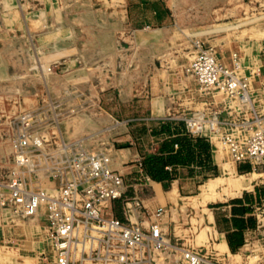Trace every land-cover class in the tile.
<instances>
[{
  "label": "rangeland",
  "instance_id": "rangeland-1",
  "mask_svg": "<svg viewBox=\"0 0 264 264\" xmlns=\"http://www.w3.org/2000/svg\"><path fill=\"white\" fill-rule=\"evenodd\" d=\"M148 2L151 15L145 11L144 22L133 24L128 0H0V201L7 181L19 170L13 162L11 139L28 114L33 138L41 142L34 144L32 139L28 152L43 182L52 167L75 151L103 153L125 178V166L131 164L129 152L117 151L128 147L121 141L124 126L104 108V101H109L106 95L112 90L109 75L127 73L129 67L155 72L152 87L156 92L169 86L174 100L181 99L193 112L215 109L220 121L228 118L217 133L206 130L204 134H213L218 153L229 165L232 161L226 158L222 135L264 129V80L254 83L264 70V0ZM196 42L212 48L216 56L218 51L237 54L244 66L241 74L250 81L249 97L232 98L216 91L205 95L198 89L201 96L188 91V100L180 97ZM141 76H136V82H142ZM205 97L211 108L200 103ZM242 121L248 125L243 132L237 127ZM251 171L264 172V162ZM217 175L218 167L211 177ZM260 179L255 186H264V174ZM196 180L199 185L207 183L202 176ZM205 184L200 191L198 187L190 193L179 191L182 197L164 205L162 220L169 233L184 246L201 248L213 264H264V231L260 229L252 233L251 242L233 253L240 254L239 262L215 250L210 233H218L213 208L225 201L219 202L217 192L203 194ZM219 188L227 194L235 190L230 184ZM257 213L258 219L264 218L260 210ZM39 219L0 206V264H44L47 238L21 233L25 225L44 226ZM202 229L207 233L199 237ZM7 248H18L19 256L3 251Z\"/></svg>",
  "mask_w": 264,
  "mask_h": 264
},
{
  "label": "built area",
  "instance_id": "built-area-1",
  "mask_svg": "<svg viewBox=\"0 0 264 264\" xmlns=\"http://www.w3.org/2000/svg\"><path fill=\"white\" fill-rule=\"evenodd\" d=\"M195 48L186 71L202 92L216 91L232 98L248 92L250 81L237 71L236 53L230 55V68L212 48L199 42ZM207 110L184 118L190 134L212 138L204 131L218 132L223 120L215 109ZM31 119V114L24 116L11 139L13 162L19 170L7 181L0 203L27 218H41L48 242L42 252L44 264H213L201 248L184 246L169 233L162 220L164 206L151 211L141 190L128 195L124 174L101 152H73L51 168L45 184L28 152L32 139L40 145L33 138ZM245 124L242 121L237 126L241 132L247 128ZM221 140L235 163L248 162L254 170L264 162V129L251 134L227 133ZM142 160L136 155L130 162L138 167L145 188L151 179Z\"/></svg>",
  "mask_w": 264,
  "mask_h": 264
},
{
  "label": "crops",
  "instance_id": "crops-1",
  "mask_svg": "<svg viewBox=\"0 0 264 264\" xmlns=\"http://www.w3.org/2000/svg\"><path fill=\"white\" fill-rule=\"evenodd\" d=\"M155 9L156 12L160 13L158 8ZM145 11L151 15L152 10L148 0H128L127 13L130 14V20L133 24L140 23L147 17ZM195 35L197 33L188 34V36ZM217 57L228 67H232L229 54L228 56L223 55L218 51ZM140 73L142 75L141 83L136 82L138 80L136 76ZM188 74V77L184 76V80L182 79L183 84H185L182 86L183 92L191 91L193 93L194 91L196 93L197 89L200 91L199 87L197 88L198 84L195 78L190 73ZM154 75L155 72L144 69L136 71L130 67L127 69V73H119L114 77L109 75L108 81L111 85L108 88L111 87L112 90L106 95L109 97V101H104V108L114 116L119 125L124 126L121 141L128 144V147L117 149V151L128 150L129 162L136 155L145 157L147 153H157L166 161L165 170L170 177L160 181L150 178V183L153 184L147 183L144 188L145 185L140 177L138 167L135 163L130 162L131 164L125 166L128 168L124 178L127 194H133L134 189L141 190L145 206L152 211L156 206H164L175 198L182 197L179 191L190 193L196 187L200 191L205 183L199 185V180H196L197 177L202 176L207 182L212 178L223 176V168L230 167L233 174L250 178V182L238 193H235V190H229V193H233V195L227 194L222 188L218 189L217 194L221 197L219 202H225L213 208V223L217 234L222 235L227 250L230 253H235L252 241V233H256L258 229L261 230V233L264 231V218L258 219L257 213L259 210L260 213H264V186L254 185L256 181H261L260 178L264 172H250L253 167L248 162L235 163L232 161L231 165L225 163V157L218 153L213 137L211 139L207 135L190 134L186 129L184 118L189 116L193 110H190L188 105H183L181 99L175 101L169 86H167L168 88L164 86L162 90L158 89L160 91L156 92L152 87ZM263 80L264 70L261 76L254 80V83H261ZM183 92H181L180 97L188 100V93L183 94ZM207 94L205 93V95ZM195 95L201 96L202 94L196 93ZM205 98L200 103L206 105L211 102L209 98ZM189 99L193 100V96ZM252 101L254 100L252 99ZM207 105L209 106V104ZM226 105L232 109L229 104L226 103ZM209 107L211 108V105ZM252 107L254 108V102ZM132 129L142 131L138 133ZM173 139H177V143L170 146L171 151L168 149L162 151L161 147L164 144L169 145ZM173 154H175L176 159L173 162H168L167 158ZM226 158L230 159L228 154ZM216 166L219 175L211 177L215 174ZM238 167L242 168V173H239ZM39 220L43 222L41 218ZM36 230L38 233H35ZM21 233L23 237L30 235L39 236L42 240L47 238V231L42 225H25L21 227ZM3 251L10 255L19 256L18 248H7Z\"/></svg>",
  "mask_w": 264,
  "mask_h": 264
},
{
  "label": "bare ground",
  "instance_id": "bare-ground-1",
  "mask_svg": "<svg viewBox=\"0 0 264 264\" xmlns=\"http://www.w3.org/2000/svg\"><path fill=\"white\" fill-rule=\"evenodd\" d=\"M239 62V65H238V69L237 71L239 73H241V71H243V65H242V62L239 58L238 60ZM245 96H248V93H245L243 95V97H241L242 99L245 98ZM249 97V96H248ZM247 97V98H248ZM240 98V99H241ZM239 99V98H238ZM248 102V101H247ZM250 105V104H249ZM34 140L41 144V142L35 137ZM223 143V142H222ZM223 146L225 147V149L227 150L228 152V149L226 148V146L223 144ZM229 154V152H228ZM231 159V156L230 154L228 155ZM231 161H233L231 159ZM234 162V161H233ZM226 166V165H225ZM222 175L223 176H220V177H216V178H212L210 180L207 181V183L205 184V187L203 188V194H206V193H209L211 192V195H214L212 194V192H217V188L220 187L221 185H224V184H230L231 188L234 187L235 189V193H238L241 189L247 187L248 183L250 182V179L248 178L247 180L245 179L246 177L244 176H239L237 174H233L232 173V170L230 167L226 166L223 168L222 170ZM225 175V176H224ZM229 177H232V178H229ZM241 179H243L244 181H241ZM224 183V184H223ZM226 188V187H224ZM227 192V191H226ZM218 195V194H217ZM216 195V196H217ZM224 195V194H223ZM233 195V193L231 194ZM223 197V196H222ZM225 197V196H224ZM223 197V198H224ZM219 199H221V197L219 196L218 197ZM213 199V198H212ZM214 200V199H213ZM144 204H145V201H144ZM0 206H1V203H0ZM207 233V229H202L200 231V233L198 234L199 237H203L205 236ZM211 233V236L215 239V242H214V247H215V250L219 253V254H229L231 256H233L238 262L240 261L241 259V256L240 254H233V253H230L227 248H226V245H225V241L222 237V235H218L217 233H214L213 231L210 232ZM251 248V247H250ZM11 255H14V254H11ZM4 257V255H3ZM15 257V256H14ZM28 264V263H27Z\"/></svg>",
  "mask_w": 264,
  "mask_h": 264
},
{
  "label": "trees",
  "instance_id": "trees-1",
  "mask_svg": "<svg viewBox=\"0 0 264 264\" xmlns=\"http://www.w3.org/2000/svg\"><path fill=\"white\" fill-rule=\"evenodd\" d=\"M173 143H177V139L171 140L169 145L164 144L161 147V150L163 151L165 149H168V151H171L170 146H172ZM175 159H176L175 154H173L167 158V161L173 162ZM165 165H166V161L162 159L160 155H158L157 153H147L145 157H143V160H142L143 170L152 180H155V181H160L164 178L169 177L166 173ZM238 171L242 173V168L238 167Z\"/></svg>",
  "mask_w": 264,
  "mask_h": 264
}]
</instances>
